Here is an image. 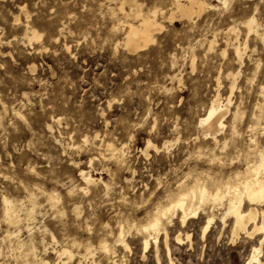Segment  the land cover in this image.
I'll return each instance as SVG.
<instances>
[{"label": "rangeland", "instance_id": "374dc122", "mask_svg": "<svg viewBox=\"0 0 264 264\" xmlns=\"http://www.w3.org/2000/svg\"><path fill=\"white\" fill-rule=\"evenodd\" d=\"M119 1L0 0V99L6 104L3 110L0 102L5 114L0 125V264H23L15 250V235L21 229L20 239H33L39 256L48 264L59 263L55 249L73 241L81 243L73 248L76 257L66 263L78 264L87 243L98 248L103 238L112 237L109 240L113 241L109 231L117 233V222L144 223L157 195H165L164 189L177 191L179 184L189 183L199 174L227 178L243 171L264 147V35L248 36L241 26L237 40L235 33H227L231 26L252 15L264 33V0H233L228 9L218 0H208L218 9L193 22H170L160 15L164 28L155 32L153 42L136 52L125 46L128 25L138 23V19L128 16L135 7L129 2L122 11ZM135 1L144 12L157 8L166 16L173 2ZM28 25L40 35L38 40H26ZM214 34L216 42L210 49L208 41ZM238 42L242 47L247 44L242 64L233 53L232 43ZM229 72L238 78L231 95V112L225 118L226 127L218 134L220 143L228 141V148L221 153L212 139L201 135L199 120L218 92L224 99L230 95ZM237 106L242 115L237 123L239 133L233 135L231 120ZM255 119L260 123L251 128ZM84 137L89 141L84 143ZM148 140L161 151L150 149L147 158L141 150L146 149ZM112 141L125 145V166L102 156L104 145ZM166 142L172 144L169 149L163 147ZM212 149L221 160L211 159ZM90 159L95 160L93 166ZM81 170L111 183L110 194L105 195L101 184L88 196H83L79 188L73 190L75 185H84ZM125 177L131 182L127 183ZM156 177L162 179L163 187L151 198V192L157 189ZM27 190L37 194L42 204L37 210L40 216L36 213V219H31L26 217V211L22 212L18 230L3 220L2 198L7 195L25 199L29 207ZM54 193L62 201L52 210L46 198ZM78 203L79 216L74 210ZM59 210L64 213L59 214ZM212 213L216 218L203 238V226ZM224 214V207L215 208L184 227L175 219L169 227L171 256L161 240L159 260L154 245L145 252L142 236L133 229L126 237L129 249L119 247L116 260L118 264H171V260L174 264H248L254 248L260 247L264 232L234 236V219L228 217L224 222ZM45 226L50 229L49 234ZM90 230L95 232L87 234ZM51 233L58 244L52 242ZM178 234L182 235L181 244L175 240ZM94 257L96 264H111L98 249ZM260 259L264 263V243ZM83 260L94 264L91 259Z\"/></svg>", "mask_w": 264, "mask_h": 264}, {"label": "bare ground", "instance_id": "6f19581e", "mask_svg": "<svg viewBox=\"0 0 264 264\" xmlns=\"http://www.w3.org/2000/svg\"><path fill=\"white\" fill-rule=\"evenodd\" d=\"M218 1L222 4L224 9L225 8L228 9L233 2V0H218ZM249 1H253V0H249ZM119 2L121 3L120 6H121L122 11L124 10L125 4L132 2L131 5L134 6L135 9H132L130 11V13L128 12L129 13L128 16H132V18L135 17L136 19H138L137 24H129L128 25V31L126 33L125 46L127 47V49L130 52H136L138 50H141V49L147 47L149 45V43L154 41L155 32L160 31L164 28V25H163L164 21L160 22L161 20L158 19V17L160 15H162L161 17H163L164 19L168 18L170 20V22H174V21L175 22H177V21L193 22V20L200 19L206 12L218 9L217 5H213V4L209 3L208 0H173V2L171 1L172 4H171V8L169 9V13H167L168 16H166V13L164 11L159 10L157 8L149 10L148 12H144L142 5L138 4V2H136L135 0L134 1L121 0ZM19 7H21V6H19ZM24 8H25V6H24ZM18 9H20V8H18ZM21 10L23 12L22 7H21ZM168 19H166V20H168ZM238 26H241L242 28H244L246 31V34L248 36L259 37V36L264 35V33H262L263 29H261L262 28L261 24L258 22L257 18L253 15L250 16L249 18L245 19L241 23H239V25H234V26H231L229 28L227 33H229V32L235 33L236 34V40L238 39V36H239ZM29 27L30 26L28 25L26 27L27 30L25 29L26 30V36L25 35L24 36L27 37L26 40L29 39V42H33L34 40H38L40 38V35L35 30L31 31V29H29ZM225 34H226V32H225ZM216 38H217V34H214L213 39L208 41L210 49H212L214 47V43L216 42ZM199 42H200V40H199ZM227 42L229 43V40ZM201 43H202V41H201ZM232 46H233V53L236 57L235 59H237L239 64H242L243 63V55H244L243 50H245L247 48V44H245L244 47H242V45L238 42V43H232ZM225 52L226 51H224L223 53H225ZM227 77L232 79V83L230 86V95L224 99L222 97L221 93L218 92L217 95L214 96L215 98L212 100V102L208 108L207 113L203 117H201L199 120V127L202 131L201 135H203L205 139H212V141H214V143H215L214 147L218 148L221 151V153H224L226 151V149L228 148V141H224L223 144L220 143L221 140L218 138V134L221 131H223V129L226 127L225 126V118L231 112V105H232L231 95L233 94V91H234L235 86H236L237 78H238L237 74H235L234 72H229L227 74ZM262 90L264 91V87H262ZM24 96H26V95H24ZM0 102H1V104L3 103L1 101V99H0ZM2 105H3V110H5L6 104L3 103ZM263 105H261V106H263ZM263 108H264V106H263ZM2 113H4V111L1 112V110H0V125H1L2 121L4 122V119H5L3 116L5 114H2ZM15 114H20V113H18L16 111ZM241 115L242 114H241L240 108H239V106H237L234 113H233L232 120H231L232 121V128H231L232 132L231 133L233 135H236L239 133L237 123L240 120ZM257 117H259V116H257ZM254 118H255V115H254ZM255 120H257V119H255ZM259 123L260 122L258 119L256 122H254L253 125H250V127L256 128L259 125ZM88 137H84L85 138V139H83L84 143L89 141ZM94 138H96V137H94ZM170 145H172V144H169L166 142V144H164L163 147H166L167 149H169ZM255 145L257 146L258 144L255 143ZM253 147H254V145H253ZM95 148H96V145H95ZM78 149L80 151V147H78ZM98 149L101 150L100 147H98ZM125 149H126L125 145L119 146V145L115 144L113 141L107 142L104 145V149H103V152L101 154L103 157H108L110 160H114L117 164L125 166L126 162H127L126 158H125L126 153H124V152H126ZM150 149H153L158 153L161 148H159L157 145L153 144L150 140H148L146 149L141 150L143 155L147 158L150 156V153H149ZM249 150H250V148H249ZM250 151H252V150H250ZM97 155L99 156L100 154H97ZM210 155H212V157H211L212 160H216V159L221 160L222 159L221 156L219 157L217 155V153L215 152V149H212V153ZM178 156H180V155H178ZM252 156H253V154H252ZM253 158H255V160L252 161L250 159V161L246 164V168L243 171H236V172L232 173L231 175H229L227 178H218V177H209V176L208 177H202L199 174L198 176L194 177L191 182L186 183L187 181H184L181 184H179L177 191H173L171 188H167V189L163 188L165 190L164 191L165 195L163 197H159V198H158L159 195H157V197H156L157 202L154 204L153 208L150 211H148L144 223L140 224L136 220H133L132 222H129L128 220H121V221L117 222V225H118L116 227L117 233H114L111 230L112 228L110 229L111 231H109L110 234L113 236V241L110 242L112 237L111 238L108 237L110 240L107 238H103L100 240L98 248H95L92 245V243H87L84 246L85 247V253L82 254L81 259L79 260L78 264H88V262H86L83 259H86V260L91 259V260H93L92 263L96 264V261L94 260V258H95L94 256H95V251L97 249L100 250L103 253V256L108 259V263H110L109 261H111V264H118V261L116 260L117 249L119 247L123 248V249H129L130 246H129V243H128V240L126 237H127V234L131 233V231L133 229H135L137 231V233L142 236L141 242H142V245L144 247L145 252L153 244L157 258L159 260L158 254H159V250H160V243L162 240L163 244L165 246V249L167 251V254L170 257L171 256V248H170L169 227L173 225L174 220L179 219L180 224L184 227L188 223V221H190L192 219H200L201 217L207 215L209 213V211L213 212V210L215 208H223V207L225 208V214L223 217L224 222L228 217H232L234 219V225H233L234 236H238L241 232H244L245 234H248L251 236H253L257 232H264V147ZM101 159H102V157H101ZM73 160H72V162H75ZM110 160H108V161L111 162ZM172 160H173V158H172ZM188 160H190V159H188ZM89 162H90V165L93 166L95 160L90 159ZM76 165L77 164H75V166ZM129 165L131 166L132 164H129ZM107 167H109V166H107ZM185 167H186V165H185ZM107 169H109V168H107ZM202 169H204V168H202ZM210 171H212V170H210ZM220 171H221V169H220ZM109 173H110V171H109ZM133 173L136 174V171H133ZM133 173H131V174H133ZM170 174H171V172H170ZM151 175H152V173H151ZM190 175H191V173H190ZM80 176L82 177V181L84 182L83 183L84 185H81V186L75 185L73 190L75 188H79V192L81 191L84 193V194L81 193V195L83 194V196L84 195L88 196L92 192V190L95 188H98V186L100 184L103 186L105 195L110 194V190H112V184L111 183L106 182L103 179H97L91 174V172L85 171V170H81ZM109 176L111 177V175H109ZM171 178L172 177H170V179ZM129 179L126 178L127 183L131 182V180H129ZM172 180H173V178H172ZM114 181H115V177H114ZM124 181H125V179H124ZM133 181H135V180H133ZM139 181H140V179H139ZM155 181L157 184V187H156L157 189L155 191L151 192V194H150L151 198H153L156 195L157 190H159L161 187H163V181L160 177H156ZM167 181L168 180H166V182ZM168 182H170V181H168ZM140 184H141V181H140ZM167 185L168 184H166V186ZM21 186H23V185H21ZM139 186H141V185H139ZM154 186H155V184H154ZM28 187H29V185H28ZM134 187H132V188H134ZM23 188H25V187H23ZM35 188L36 187H34V189ZM125 188H123L122 190H124ZM146 188H148V184H146ZM36 190H38V189H36ZM73 190H71V192H73ZM129 190H130V188H129ZM143 190H144V188H143ZM143 190H142V192L144 193ZM39 192H41V191H39ZM116 192L119 193V190L118 191L116 190ZM142 192H141V194H142ZM5 194H6V192H5ZM42 194H45V193H42ZM113 195H111V196H113ZM122 195L124 196V194H122ZM12 197H13V195H12ZM42 197H43V195H42ZM79 197H80V195H79ZM139 197H140V194H139ZM98 198H100V195ZM26 199L29 202V205H28L29 207H27L25 205V203H26V201L24 202L25 199H22V200L18 199L17 200L16 198L12 199V198H10V196L8 197L7 195L3 196V198H2L3 220L10 227L12 226V228L15 227L19 230V225L23 221L22 212H24V211H26V215H27L26 217L27 218L36 219L35 214L37 213V210H39V208L42 207L41 206L42 204H40L41 202L38 201V196H37V194L34 193V190L27 192ZM46 199H47L48 204L51 206L52 210L55 209L57 207V204H59V202L62 201V198L58 194H55V193L51 194V195H47ZM89 201H87V202H89ZM28 202H27V204H28ZM83 202H84V199H83ZM79 203H80V201H79ZM79 203L76 204L74 207V210L76 211L78 216L81 214V206L79 205ZM89 205H91V204H89ZM246 205L248 206L247 209H246ZM136 206H137V204H136ZM90 207H92V206H90ZM68 208H70V206ZM124 209H125V207H124ZM88 210H90V209H88ZM128 210H130V209H128ZM38 212H40V211H38ZM58 212H59V214L64 213L63 211H60V210ZM82 212H84V210ZM37 214H39V216H40V213H37ZM215 218H216V216L213 213H212V215H208V217L206 219V223L203 226V230H202L203 238L206 236V234H207L211 224L215 220ZM33 223H35V222H33ZM7 224H5V225H7ZM27 224H28V222H27ZM8 225L6 226V228H9ZM89 226H87V229ZM108 226H110V225H108ZM250 226H251V229L249 228ZM28 227H30V225ZM44 228H43V230H44ZM40 229H42V228H40ZM45 229H46L45 230L46 233L50 230V229L48 230V227H46ZM97 229H98V227H97ZM21 230H19V232L17 234L15 233L16 234L15 238H17L16 244H15V250L20 254V257L23 258V261H22L23 264H48V262L46 261L45 258L39 256V249H38L39 247H37V244L35 243V241L33 239H30V240L28 239L29 234H28V238H27L29 241H25V240L20 239ZM106 230L108 231V228ZM31 231H32V229H31ZM91 231L93 232V230H90V231H88L87 234H92ZM42 232H40V233H42ZM50 232L51 231H49L48 234ZM33 234H36V233L33 232ZM90 236L92 237V235H90ZM181 236L182 235L178 234L175 237L176 242H178L180 244L183 242V239ZM51 237H52V242H54V244L55 243L58 244V240L53 233H51ZM11 238H12V236H11ZM188 238H189V236H188ZM260 242H261L260 247L254 248L252 256H251L248 264H264L260 259V254L262 253V245L264 243V237L261 239ZM80 246H81V243H79L77 241H73V242H71V244H67L65 246L63 245L60 249L59 248L55 249L54 252L57 255V258L59 260L58 264H66L67 262L72 261L76 257V254H75L76 252L74 251L73 248L80 247ZM44 251L46 252L47 248H45ZM144 256H145V253H144ZM171 264H174L172 260H171Z\"/></svg>", "mask_w": 264, "mask_h": 264}]
</instances>
